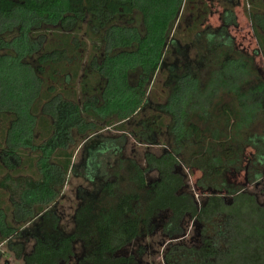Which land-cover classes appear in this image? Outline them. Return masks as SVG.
<instances>
[{
    "label": "trees",
    "instance_id": "16d2710c",
    "mask_svg": "<svg viewBox=\"0 0 264 264\" xmlns=\"http://www.w3.org/2000/svg\"><path fill=\"white\" fill-rule=\"evenodd\" d=\"M194 2V8L203 12L195 14L191 25L182 30L181 13ZM248 4L264 48V0H248ZM208 12L203 0H0V176L35 180L46 176L40 197L25 192L20 202H6L10 193L0 189V243L14 247L22 264L68 262L78 239L85 248L78 264H138L135 255L120 252L140 236L141 227H149L164 211L171 213L164 226L170 239L184 235L187 216L204 230L199 247L178 246V251L166 255L169 264H264V202L245 188L209 182L210 176L217 181L225 174L224 170L215 174L222 167L220 155L216 160L217 156L208 158L198 180L202 188L216 192L199 202L187 191L186 177L178 169L180 160L171 150L147 156L146 172L157 171L158 177L150 183L141 177L140 190L154 189L143 213L136 208L139 192L118 195L117 183L107 181L102 192L116 202L110 206L90 203V231L83 232L80 226L67 236L41 232L30 253L11 243L34 218V204L40 214L58 197L50 184L59 171L72 169L73 153L67 145L73 142L74 130L94 136L102 129L94 123H79L80 98L86 99L90 115L101 116L102 122L107 118V126L122 132L128 131V121L140 117L131 133L136 141L155 144L151 137L159 136L169 121L182 141L184 125L190 122V142L199 145L203 139L193 129L198 124L209 138L223 140V134L206 120L218 91L227 89L240 99V114L231 106L233 114L226 116L230 128L241 120L247 126L257 118L262 121V134L251 137L249 145L264 159V79L253 69V59L235 50L228 36L227 24L235 20L233 7L226 8L222 27L202 31ZM222 37L230 41L219 42L220 47L226 46L234 54L216 63V43ZM198 39L211 44L208 54L199 58L213 57L215 62L207 80L196 75L193 63L182 61L177 72L171 68L172 75L164 76L167 101L161 111L143 115L152 102L160 104L159 97L153 100L151 96L164 73L171 44L178 40L186 46ZM193 117L200 119L195 122ZM59 138L65 143L58 142Z\"/></svg>",
    "mask_w": 264,
    "mask_h": 264
},
{
    "label": "rangeland",
    "instance_id": "374dc122",
    "mask_svg": "<svg viewBox=\"0 0 264 264\" xmlns=\"http://www.w3.org/2000/svg\"><path fill=\"white\" fill-rule=\"evenodd\" d=\"M197 1L200 2V0ZM203 2L208 5L209 12L201 26L202 31L217 30L222 27L225 24L226 8L233 7L235 20L227 24L228 36L233 39L235 50L253 59V69L264 79V48L255 27L254 16L249 9L248 0H203ZM194 5H196L195 2L194 4L190 3L181 13L180 27L182 30H186L184 28L191 25L195 14H202L203 12L200 8L195 9ZM223 41L228 40L222 37L216 43L218 47L214 54L216 63L225 59L227 54L228 56L234 54V50L230 51L226 46L220 47L219 42L222 43ZM210 45L204 39H198L197 42L186 46L178 40L171 44V51L167 54L163 64L164 73L159 78L154 95L151 96L153 100L155 97H159L160 104H153L152 102L147 106L143 115L150 110L153 112L161 111L162 104L167 101V97L163 96V79L172 75L169 73L171 68L177 72L178 65L182 61L184 63L189 62L191 65L193 63L192 68L195 69L196 75L203 81L207 80L215 62L212 61L213 57L204 61L199 56L203 53L208 54ZM235 94L236 92H229L227 89L219 90L217 102L207 114V123L214 130L223 134L220 137L223 140L216 141L209 138V135L204 134L202 127L198 124L200 129L197 126H193V129L196 137L203 139L199 145L190 142V122H186L184 125L186 137L182 141H179L175 127L170 121L167 128L159 136L151 137L155 140V144L136 141L131 133L140 121V117L128 121V131L122 132L116 126H107L105 121L107 118L102 122L101 116L95 118L90 115V107L86 108L85 106L86 99L84 101L80 98L77 104L82 122L79 123H94L102 129L94 136H87L89 132L78 134L79 129L74 130L73 142L67 145L68 151L73 153L72 169L69 173L59 171L58 175L55 176V183L50 184L53 189L55 188L58 197L53 203L46 206L40 214L37 213V205H33L34 218L24 227H21V232L12 238L13 246L22 245L24 253H30L36 243V235L41 234V232L49 233L51 236H58V234L67 236L78 231L80 226L83 232L90 231L92 221L89 212L90 203L96 201L110 206L116 202V199L108 198L102 192L107 181L117 183L118 195L125 192H139L140 201L136 208L143 213L148 201L153 197L154 189L147 186L140 190L141 177L144 175L147 183L156 180L158 177L157 171L146 172L147 156L149 154L160 156L166 150L173 151L179 158L178 169L186 177L187 191L193 193L199 202H202L208 194L216 192L213 189L202 188L198 185V180L204 175L203 169L208 165V158L220 155L222 163L219 165L222 167L217 169L215 174H219L223 170L225 174L217 181H212L210 176L209 182H215L220 186L232 189L245 188V190L255 193L259 201L263 203L264 159L260 155L257 156L256 149L249 145L251 137L262 134L260 129L262 121L257 118L248 123L250 125L247 126V123L241 122V120L235 127L230 128L231 123L228 122L226 116L233 114L231 106L240 114L237 110L240 99ZM96 101L101 107L97 99ZM96 101L94 102L96 103ZM199 119L194 118L195 122ZM179 129L178 127L177 131ZM58 142L65 143V139L59 138ZM218 143L223 148L222 155ZM57 150L58 148L55 149V151ZM217 158L220 157L217 156L215 160ZM227 158L232 159L227 160ZM213 176L215 175L213 174ZM45 181L46 176L40 180H35L31 177L4 174L0 176V189L10 193L6 202L11 200L20 202L25 192L33 198L40 197L39 191L42 188L40 186H43ZM12 216H10L11 220ZM170 216V212H161L152 220L149 227H141L140 236L123 249L120 254L135 255L138 264H169L166 261V255L173 250L178 251L180 249L178 246L199 247L204 235L202 225L187 216L183 221L184 235L170 239L164 232V226L168 223ZM13 224L19 226L16 221ZM12 248L14 247H11L8 242L0 243V264H22V259L17 258L16 252ZM84 251V241L78 239L74 245V256L68 262L61 264H78Z\"/></svg>",
    "mask_w": 264,
    "mask_h": 264
}]
</instances>
